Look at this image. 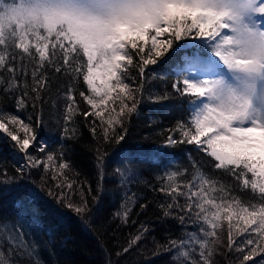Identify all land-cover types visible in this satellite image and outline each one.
<instances>
[{"label": "snow or ice", "instance_id": "snow-or-ice-1", "mask_svg": "<svg viewBox=\"0 0 264 264\" xmlns=\"http://www.w3.org/2000/svg\"><path fill=\"white\" fill-rule=\"evenodd\" d=\"M249 3L259 8L255 19L264 22V0ZM231 15L229 0H0V91L14 99L16 109H0V132L6 134L17 160L14 169L0 165V201L26 190L28 203H42L54 217L66 216V209L87 222L93 204L97 212L101 210L100 190L93 195L91 185L81 182L78 173L70 179L69 174L75 172L68 158L70 149L63 143L55 148L41 135L45 94L53 81L58 75L73 81L82 78L87 86L83 91L71 84L58 97L63 100L56 120L60 141L76 138L74 117L79 113L98 144L122 146L129 117L145 98L146 78L153 70L149 66L158 70L181 47L176 41L212 47L217 18ZM192 33L201 39H184ZM180 62L183 67L171 84L172 92L156 96L149 92L147 99L161 102L175 95L182 111L184 103L199 106L191 107L188 119L169 128L163 143L153 145L150 153L192 145L209 158L213 169L230 176L232 183L222 184L203 172L191 180L178 170L165 172L154 189L164 195L165 203L160 206L164 216L181 225H198L200 235L190 232L187 239L170 240L164 250L175 252L176 264H212L215 248L222 245L217 230L227 220V248L236 257L233 264H264V110L253 113L243 106L214 104L208 98L209 89L193 78L216 72L206 54L193 52ZM82 102L88 107H82ZM29 108L30 114L22 116ZM90 117L99 118L100 123L89 122ZM108 158V150L98 147L99 169ZM146 158L143 152L121 151L114 174L132 173ZM37 172L39 182L31 179ZM173 177L182 178L181 183ZM237 191L246 198L235 195ZM14 205L12 217L0 215V264H43L35 242L25 240L27 205L19 199H14ZM130 212L125 205L116 216L127 224ZM233 230L239 233L237 237ZM147 231L141 224L128 247L117 255L129 252ZM196 245L199 259L195 258ZM33 254L35 260L30 258Z\"/></svg>", "mask_w": 264, "mask_h": 264}, {"label": "trees", "instance_id": "trees-1", "mask_svg": "<svg viewBox=\"0 0 264 264\" xmlns=\"http://www.w3.org/2000/svg\"><path fill=\"white\" fill-rule=\"evenodd\" d=\"M227 20L225 17L217 18L213 28L214 44L212 47H208L207 44H195L186 50L182 48L185 46L182 41H176L174 43L181 44V47L177 48L176 52L172 53L158 70L156 66H149L153 70L148 72L146 78L145 98L138 105L137 113L129 117L127 138L122 146H111L103 142L98 144L89 131L85 118L79 113L74 117L77 121L75 127L78 129L76 138L66 142L60 141L61 130L57 127L56 120L62 111L63 100L58 97H61L63 91L71 84H75L78 90L83 91H87V86L82 78L73 81L58 75L53 81L50 92L45 94L46 103L43 111L45 125L41 130V135L55 148H60L63 143L66 148L70 149L68 158L75 172L70 173L69 178L71 179L78 173V179L81 182L91 185L93 195L99 189L101 210L97 212L93 204V211L85 217L87 221L85 222L66 209L64 210L67 212L66 216L54 217L42 203H28L26 190H21L15 197L0 201V215L8 217L14 215V199L25 201L27 205L24 223L25 240L29 243L35 242L39 259L43 261V264H176L175 252L165 251L164 246L170 240L179 242L181 239H187V234L190 232H197L200 235L198 225H181L175 218L165 217L160 207L165 203L164 195L154 189L160 186L161 177L165 172L177 170L182 172L188 180H191L192 176L198 172L212 175L222 184L230 185L232 178L213 169L207 162L209 158L198 152L192 145L181 144L165 149L164 153H150L153 145L163 143L164 134L169 128L174 127L177 121L189 118L191 106L184 103L182 111L178 96L173 95L169 100L154 102L147 99V94L150 92L156 96L165 91L172 92L171 84L180 75L175 71L183 66L180 58L188 52L206 54L208 59L217 61L220 69L232 70L235 63L232 66L229 63L235 53L227 55L226 50L223 51L226 46H231V41L221 37L217 38ZM184 39L196 41L200 38L192 33ZM237 67L241 69L244 65L239 64ZM167 71L172 74L166 75ZM77 98L82 101V98L78 97V92ZM191 99L197 98L191 97ZM81 106L88 107L83 102ZM0 109L8 112L16 111L14 99L6 97L2 91H0ZM30 111L29 108V112L21 113V115L26 117ZM104 119H107V113ZM91 120H96L97 124L100 123L99 118L90 117L89 122ZM97 131L102 132V128H98ZM98 147L107 149L109 152V158L105 161L102 170L97 167L96 162ZM13 151L6 134L0 132V165H7L9 169L17 166ZM121 151L143 152L148 155V158L137 165L134 172L128 173L125 170L123 177L117 176L114 170ZM162 165H167V167ZM185 169H187L186 172ZM31 179L39 182L40 174L34 173ZM181 180L180 177H173V181L177 184H180ZM22 183L28 184L30 181H22ZM234 194L246 198L244 192L237 191ZM74 198L78 199L79 194L77 193ZM89 202L92 204L91 199ZM125 205L131 209L130 220L127 224L116 216L117 212L124 210ZM141 205H147V207L142 209ZM221 215L223 216V212ZM141 224L146 225L149 231L144 233L142 239L137 241L129 252L117 255L118 252L122 253L123 249L128 247L129 240L138 234ZM217 232L222 245L215 248L212 264H233L236 257L229 253L227 248V220H223V225ZM232 234L234 237L239 235L236 230H233ZM210 247H215V245H210ZM30 258L35 260L36 255L33 254ZM195 258L199 259V245H196ZM259 258L254 259L259 260ZM249 264L252 262L250 261Z\"/></svg>", "mask_w": 264, "mask_h": 264}, {"label": "rangeland", "instance_id": "rangeland-1", "mask_svg": "<svg viewBox=\"0 0 264 264\" xmlns=\"http://www.w3.org/2000/svg\"><path fill=\"white\" fill-rule=\"evenodd\" d=\"M229 9L232 15L225 16L228 20L217 38L231 41V46H226L223 51L226 50L227 55L235 53L229 63L231 66L235 63L233 69L222 70L215 59H210L216 65V72L193 78L209 89L208 98L214 104L243 106L246 110L259 113L264 110V26H261L264 22L255 19L259 8L250 4L249 0H229ZM195 44L189 43L182 48L188 50ZM239 64L244 67L239 69ZM175 72L180 74L179 70Z\"/></svg>", "mask_w": 264, "mask_h": 264}]
</instances>
